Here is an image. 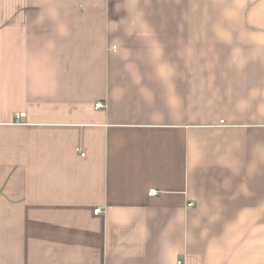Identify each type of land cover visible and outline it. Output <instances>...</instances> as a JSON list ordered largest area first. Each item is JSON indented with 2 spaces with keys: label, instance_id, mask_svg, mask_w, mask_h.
I'll use <instances>...</instances> for the list:
<instances>
[{
  "label": "crops",
  "instance_id": "0c3cea01",
  "mask_svg": "<svg viewBox=\"0 0 264 264\" xmlns=\"http://www.w3.org/2000/svg\"><path fill=\"white\" fill-rule=\"evenodd\" d=\"M177 262L264 264V0H0V264Z\"/></svg>",
  "mask_w": 264,
  "mask_h": 264
},
{
  "label": "built area",
  "instance_id": "2783aa9c",
  "mask_svg": "<svg viewBox=\"0 0 264 264\" xmlns=\"http://www.w3.org/2000/svg\"><path fill=\"white\" fill-rule=\"evenodd\" d=\"M94 107H95V109H101V108H103V104L102 103H96L95 105H94ZM155 195H157V191L156 190H150L149 192H148V196H155ZM100 212V210L99 209H96V210H94L93 211V214L94 215H97L98 213ZM177 264H182L181 262H177Z\"/></svg>",
  "mask_w": 264,
  "mask_h": 264
}]
</instances>
